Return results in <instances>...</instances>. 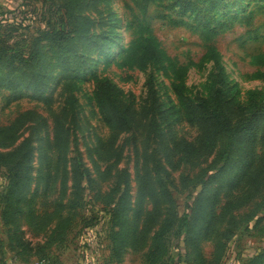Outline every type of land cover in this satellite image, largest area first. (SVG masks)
<instances>
[{
    "label": "rangeland",
    "instance_id": "374dc122",
    "mask_svg": "<svg viewBox=\"0 0 264 264\" xmlns=\"http://www.w3.org/2000/svg\"><path fill=\"white\" fill-rule=\"evenodd\" d=\"M50 2L68 9L63 42L15 59L0 44V248L30 263L102 250L101 264H255L264 0ZM217 98L225 119L207 122Z\"/></svg>",
    "mask_w": 264,
    "mask_h": 264
},
{
    "label": "trees",
    "instance_id": "16d2710c",
    "mask_svg": "<svg viewBox=\"0 0 264 264\" xmlns=\"http://www.w3.org/2000/svg\"><path fill=\"white\" fill-rule=\"evenodd\" d=\"M21 29L33 30L38 34L35 42L30 47L26 46V42L25 44L23 42V47V45H20V41L14 40L12 33ZM70 33L71 26L69 23L66 3L65 5H61L56 2L52 4L50 0H24L20 3L19 9L15 12L0 11V44L5 45L8 49L12 48L10 53L13 59H15L18 54L23 55V58H27L25 56L27 50L25 49L32 50L34 46L38 47L43 42L49 41L53 43H61ZM12 40L15 43V46L9 44ZM145 47L148 52L152 53V56L157 54V49L152 39H146ZM220 99L221 98H217V100H215V108L210 117H207V122H210L213 118L221 117L222 120L225 119L223 116L225 109L223 102H221ZM228 123V121H223L221 124L222 129L231 132V125ZM1 133L3 132L0 131V134ZM210 134L211 131L208 134V137ZM213 137H215L214 132ZM24 147L25 146L20 147V149L15 152V155L21 154L25 149L27 150V146L26 148ZM27 154L30 156L31 153L29 150L27 151ZM251 221L252 220H250V222ZM224 253L225 251L223 252V255ZM154 254L157 253L153 252L151 255ZM228 257L229 256L226 255L223 260H220L219 264H223ZM263 262L264 256L259 255L254 258L255 264H263Z\"/></svg>",
    "mask_w": 264,
    "mask_h": 264
},
{
    "label": "crops",
    "instance_id": "0c3cea01",
    "mask_svg": "<svg viewBox=\"0 0 264 264\" xmlns=\"http://www.w3.org/2000/svg\"><path fill=\"white\" fill-rule=\"evenodd\" d=\"M20 2L18 0H1L0 1V11L2 12H15L19 9ZM0 241L2 244L4 241L0 238ZM5 248H0V264H36L42 259H36L33 263L27 262L26 260H19L18 256H23L28 255L24 254V252L20 251H13V250H7L5 251ZM102 257H103V252L102 250H99L96 255H89L88 258L85 260L84 264H89V262L95 261L93 264H101L102 263ZM25 258V257H24ZM69 260V259H68ZM65 261V260H64ZM62 261H52L48 262L46 261V264H77V261H67L64 262ZM83 264V263H82Z\"/></svg>",
    "mask_w": 264,
    "mask_h": 264
},
{
    "label": "built area",
    "instance_id": "2783aa9c",
    "mask_svg": "<svg viewBox=\"0 0 264 264\" xmlns=\"http://www.w3.org/2000/svg\"><path fill=\"white\" fill-rule=\"evenodd\" d=\"M1 1V0H0ZM20 3L23 2L24 0H18ZM95 263V261L93 262H89V264H93ZM36 264H46L45 260H40L38 263ZM223 264H238L233 258L228 257Z\"/></svg>",
    "mask_w": 264,
    "mask_h": 264
}]
</instances>
